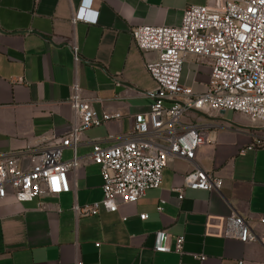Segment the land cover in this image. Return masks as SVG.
<instances>
[{
    "label": "crops",
    "instance_id": "0c3cea01",
    "mask_svg": "<svg viewBox=\"0 0 264 264\" xmlns=\"http://www.w3.org/2000/svg\"><path fill=\"white\" fill-rule=\"evenodd\" d=\"M81 1L0 0V162L12 152L61 140L75 120L68 104L74 83L99 118L120 115L84 132L76 150L79 167L67 174L68 193L25 203L8 196L0 202V264H264L258 243L218 235L222 220L234 213L264 243V149L248 148L256 141L264 144V124L239 113L186 115L182 121L200 126L207 139L193 162L169 159L160 187L147 190L135 204L118 201L113 213L101 208L97 216L74 215L73 205L102 199L100 170L90 159L93 146L117 143L152 103L149 93L156 84L145 64L156 54L140 51L131 30L179 26L187 6L212 3L92 0L97 23L72 24ZM209 76L207 62L187 58L180 84L202 94ZM71 158L72 151L65 149L63 161ZM194 168L219 179L220 191L185 188L183 178ZM175 189L182 190L181 199ZM141 214L147 219L140 220ZM159 231L182 236V254L154 252Z\"/></svg>",
    "mask_w": 264,
    "mask_h": 264
},
{
    "label": "built area",
    "instance_id": "2783aa9c",
    "mask_svg": "<svg viewBox=\"0 0 264 264\" xmlns=\"http://www.w3.org/2000/svg\"><path fill=\"white\" fill-rule=\"evenodd\" d=\"M91 4L92 0H82L71 23L96 24L98 12L91 9ZM130 35L140 51L156 54L155 61L145 64L156 84L149 93L152 103L146 113L135 116L132 132L117 143L93 146L90 159L100 170L102 199L73 205L76 217L97 216L101 208L116 212L118 201L135 204L147 190L160 187L162 170L169 159L193 162L196 151L207 139L200 126L182 121L188 114L231 111L264 124V0H212L210 5L187 6L179 26H138ZM72 53L77 61L76 46ZM191 57L210 67L207 89L202 94H194L180 84L182 64ZM71 90L68 104L75 120L61 140L41 149L12 152L0 162V202L8 196L25 203L45 195L68 193L71 187L67 174L79 167L76 150L84 132L120 118L119 114H103L99 118L90 102L81 96L77 83L72 84ZM248 148L264 149V144L256 141ZM65 149L72 151V158L67 161L62 159ZM183 182L190 190L221 189L219 179L198 168L187 173ZM174 191L181 199L182 190ZM164 204L161 201L157 205L158 213ZM139 218L146 220L147 215ZM260 222L264 224V219ZM218 235L243 244L258 243L264 248L246 220L234 213L222 220ZM183 242L182 236L171 238L159 231L153 251L182 254Z\"/></svg>",
    "mask_w": 264,
    "mask_h": 264
}]
</instances>
